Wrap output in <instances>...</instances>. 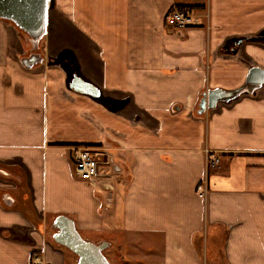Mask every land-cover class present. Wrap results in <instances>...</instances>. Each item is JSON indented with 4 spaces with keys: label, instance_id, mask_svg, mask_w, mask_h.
<instances>
[{
    "label": "crops",
    "instance_id": "1",
    "mask_svg": "<svg viewBox=\"0 0 264 264\" xmlns=\"http://www.w3.org/2000/svg\"><path fill=\"white\" fill-rule=\"evenodd\" d=\"M178 5L194 24L167 23ZM46 26L58 56L28 68L30 36L0 17V264H75L58 214L114 264H264V85L199 112L264 68V0H50ZM75 145L97 151V179ZM205 147L221 160L203 199Z\"/></svg>",
    "mask_w": 264,
    "mask_h": 264
},
{
    "label": "water",
    "instance_id": "2",
    "mask_svg": "<svg viewBox=\"0 0 264 264\" xmlns=\"http://www.w3.org/2000/svg\"><path fill=\"white\" fill-rule=\"evenodd\" d=\"M50 0H0V17L12 20L21 29L26 31L32 42V49L37 48L41 38L46 33V21ZM44 56L40 52H32L29 56H23L22 64L30 68L35 63L41 62ZM264 85V68L252 66L246 79V85L234 90L220 88L210 89L200 102L199 112L206 108H214L219 101H229L242 92L253 93ZM71 86L76 90L98 95L99 88L93 83L75 75ZM7 204L13 203L10 195L5 196ZM53 227L56 229L53 238L56 242L65 245L78 255L75 264H112L104 249L107 241L94 242L84 238L77 229L73 217L66 214H58L53 220Z\"/></svg>",
    "mask_w": 264,
    "mask_h": 264
},
{
    "label": "built area",
    "instance_id": "3",
    "mask_svg": "<svg viewBox=\"0 0 264 264\" xmlns=\"http://www.w3.org/2000/svg\"><path fill=\"white\" fill-rule=\"evenodd\" d=\"M195 22L194 12L191 7L187 6L183 8L175 7L167 16V23L176 29L190 26ZM72 150L76 174L91 181L97 179L100 175V160L97 151L83 145H75ZM220 160L221 158L215 149L210 147L204 148V174L195 186L197 194L203 199H206L209 193L210 172L219 165ZM33 264L51 263L40 256H35L33 258Z\"/></svg>",
    "mask_w": 264,
    "mask_h": 264
},
{
    "label": "rangeland",
    "instance_id": "4",
    "mask_svg": "<svg viewBox=\"0 0 264 264\" xmlns=\"http://www.w3.org/2000/svg\"><path fill=\"white\" fill-rule=\"evenodd\" d=\"M177 7H179V8H183V6H177ZM187 7H190V6H187ZM194 12V11H193ZM195 15V14H194ZM51 23H52V25L53 26H56V24L54 23L53 24V20H51ZM57 27V26H56ZM56 30V29H55ZM52 31V29H48L47 31H46V35H48L50 32ZM54 33L56 34V39L55 40H53L52 42H53V46L50 44L49 46H46L45 45V43L43 42V41H40V44H39V47H38V50L42 53V55L44 56H46L47 55V53L49 54V58H53V56L55 55H57L58 53H57V50L56 49H58V40H59V35H60V32H59V29L57 30V31H54ZM27 39V38H26ZM27 41H28V39H27ZM63 43H65V39H63ZM48 56V55H47ZM58 56V55H57ZM56 56V57H57ZM57 59H55V61H56ZM53 218V217H52ZM52 229L53 230H55V228L54 227H52L51 228V231H52ZM116 250V249H115ZM104 251L106 252V257L108 258V260L112 263V264H114V262H113V260L111 259V256H110V252H112V251H108V248H106V249H104ZM117 250H116V252L115 253H111V255L113 256L112 258H115L116 256H119V255H117ZM105 254V253H104ZM110 256V258H109V256ZM74 255H75V257H76V254L74 253ZM222 258V257H221ZM221 262H222V260H221ZM217 264V263H216Z\"/></svg>",
    "mask_w": 264,
    "mask_h": 264
},
{
    "label": "flooded vegetation",
    "instance_id": "5",
    "mask_svg": "<svg viewBox=\"0 0 264 264\" xmlns=\"http://www.w3.org/2000/svg\"><path fill=\"white\" fill-rule=\"evenodd\" d=\"M39 47V46H38ZM38 47L37 48H34V49H32V50H29L24 56H29L32 52H40L39 50H38ZM41 53V52H40ZM42 54V53H41ZM76 75V73H74V76ZM74 76H73V78H74ZM73 78H72V80H73ZM71 80V81H72Z\"/></svg>",
    "mask_w": 264,
    "mask_h": 264
},
{
    "label": "trees",
    "instance_id": "6",
    "mask_svg": "<svg viewBox=\"0 0 264 264\" xmlns=\"http://www.w3.org/2000/svg\"><path fill=\"white\" fill-rule=\"evenodd\" d=\"M178 6H183V7H186V6H190L191 7V5H178ZM193 6V5H192ZM192 8V7H191ZM256 37H260V36H256ZM244 87V86H243ZM238 95H240V94H238ZM238 95H236L235 97H237Z\"/></svg>",
    "mask_w": 264,
    "mask_h": 264
}]
</instances>
